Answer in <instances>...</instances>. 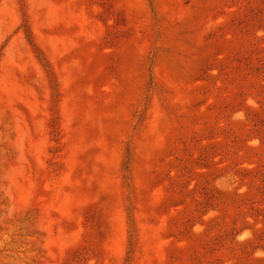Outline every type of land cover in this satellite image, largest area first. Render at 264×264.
Returning <instances> with one entry per match:
<instances>
[{"label":"rangeland","instance_id":"obj_1","mask_svg":"<svg viewBox=\"0 0 264 264\" xmlns=\"http://www.w3.org/2000/svg\"><path fill=\"white\" fill-rule=\"evenodd\" d=\"M0 264H264V0H0Z\"/></svg>","mask_w":264,"mask_h":264}]
</instances>
